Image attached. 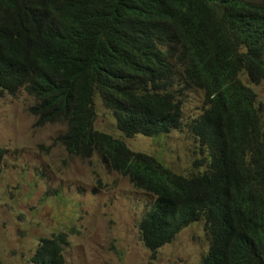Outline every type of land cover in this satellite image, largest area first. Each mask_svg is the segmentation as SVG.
<instances>
[{"label":"trees","instance_id":"trees-1","mask_svg":"<svg viewBox=\"0 0 264 264\" xmlns=\"http://www.w3.org/2000/svg\"><path fill=\"white\" fill-rule=\"evenodd\" d=\"M263 79L262 0H0V90H25L37 126H65L57 141L70 154L97 153L155 195L139 223L152 252L204 221L203 264H264V124L252 87ZM181 83L205 92L189 127L206 169L181 174L95 128L97 94L128 137L180 128ZM66 244L63 231L42 237L31 261L65 264Z\"/></svg>","mask_w":264,"mask_h":264},{"label":"rangeland","instance_id":"rangeland-1","mask_svg":"<svg viewBox=\"0 0 264 264\" xmlns=\"http://www.w3.org/2000/svg\"><path fill=\"white\" fill-rule=\"evenodd\" d=\"M264 1V0H262ZM264 124V79L252 84ZM183 124L167 134L126 136L97 94L95 128L124 140L134 151L152 154L173 170L189 175L207 167V150L190 123L208 107L204 90L177 84ZM25 90H0V261L33 264L42 237L68 233L65 264H203L210 240L204 221L184 227L157 252L141 239L139 223L155 199L99 154L80 158L57 141L60 123L35 124ZM203 159V168L194 161Z\"/></svg>","mask_w":264,"mask_h":264},{"label":"clouds","instance_id":"clouds-1","mask_svg":"<svg viewBox=\"0 0 264 264\" xmlns=\"http://www.w3.org/2000/svg\"><path fill=\"white\" fill-rule=\"evenodd\" d=\"M102 99V98H101ZM190 130H191V128H190ZM192 131V130H191ZM193 132V131H192ZM194 134V133H193ZM137 135V134H136ZM143 135V134H142ZM124 141V140H123ZM125 142V141H124ZM126 143V142H125ZM127 144V143H126ZM128 146V145H127ZM129 147V146H128ZM130 148V147H129ZM131 149V148H130ZM134 151V150H133Z\"/></svg>","mask_w":264,"mask_h":264}]
</instances>
